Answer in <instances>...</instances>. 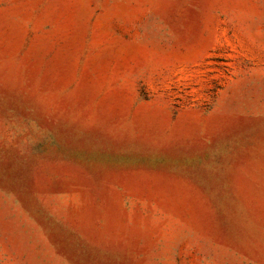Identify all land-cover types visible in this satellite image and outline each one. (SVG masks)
I'll return each instance as SVG.
<instances>
[{
  "label": "rangeland",
  "instance_id": "obj_1",
  "mask_svg": "<svg viewBox=\"0 0 264 264\" xmlns=\"http://www.w3.org/2000/svg\"><path fill=\"white\" fill-rule=\"evenodd\" d=\"M0 264H264V0H0Z\"/></svg>",
  "mask_w": 264,
  "mask_h": 264
}]
</instances>
